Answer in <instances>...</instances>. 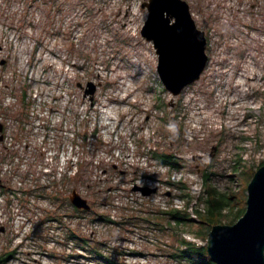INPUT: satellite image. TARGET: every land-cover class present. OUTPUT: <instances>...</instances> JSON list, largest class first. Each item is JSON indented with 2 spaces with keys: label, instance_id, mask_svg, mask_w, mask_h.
<instances>
[{
  "label": "rangeland",
  "instance_id": "obj_1",
  "mask_svg": "<svg viewBox=\"0 0 264 264\" xmlns=\"http://www.w3.org/2000/svg\"><path fill=\"white\" fill-rule=\"evenodd\" d=\"M143 1L0 0V166L12 162L0 167V252L16 250L8 264H104L84 249L67 259L78 253L68 249L66 235L83 236L90 227L91 238L110 240L113 249L100 247L120 264H189L167 254L187 235L206 245L207 235L196 236L204 224L190 213L204 209L200 170H209L219 189H239L243 197V175L231 164L240 156L243 170H256L264 161V0H185L209 42L208 59L199 79L177 96L160 82L153 44L140 33ZM89 81L95 89L84 95ZM146 148L182 159L174 178L181 174L184 187L173 183L182 196L191 176L201 184L192 209L183 207L192 221L151 233L148 242L106 222L90 223L106 213L113 174L140 170ZM129 160L137 164L132 169L123 163ZM52 174L61 176V190L48 182ZM73 189L87 199V212H75ZM50 214L58 220L67 214L69 228L50 231ZM152 216L136 218L143 233L150 234ZM121 244L146 254L120 255Z\"/></svg>",
  "mask_w": 264,
  "mask_h": 264
},
{
  "label": "water",
  "instance_id": "obj_2",
  "mask_svg": "<svg viewBox=\"0 0 264 264\" xmlns=\"http://www.w3.org/2000/svg\"><path fill=\"white\" fill-rule=\"evenodd\" d=\"M141 6L147 9V16L140 33L153 44L161 83L177 96L199 79L206 66L205 32L197 27L185 0H144ZM94 89L87 82L84 95ZM133 189L145 195L155 190L138 185ZM246 191L244 213L232 224L213 225L207 233V252L215 264H264V164L255 170ZM68 197L76 208H90L76 189Z\"/></svg>",
  "mask_w": 264,
  "mask_h": 264
},
{
  "label": "trees",
  "instance_id": "obj_3",
  "mask_svg": "<svg viewBox=\"0 0 264 264\" xmlns=\"http://www.w3.org/2000/svg\"><path fill=\"white\" fill-rule=\"evenodd\" d=\"M25 96H26L25 93H23L22 98L25 99ZM180 124L181 126L179 127V132L181 133L184 130V127L181 121ZM152 155L161 163L169 164L176 168H180L183 166L182 159L178 157L173 151L155 150L152 152ZM241 164H242L241 157L238 156L231 164V166L233 172L242 173L243 175V177L242 176L240 177V181H243L244 183L243 197L241 196V191L239 189L236 191L230 189L228 190L219 189V187L216 186L212 181V177H211L212 173L206 169L200 170L202 175V186H203L200 199L202 200L204 209L202 211L199 210L198 208H195V211L198 218L200 219V223L204 224V227L201 230L200 235H196V236L204 238L213 225L219 223L232 224L244 213L246 208V198H247V194H244V192L247 190V184L250 181L251 177L253 176L255 170L251 168L247 170H243L241 168ZM263 164L264 161L259 166ZM235 174L236 173L230 174V176L234 177ZM237 175H235V177H238ZM176 186L179 188L184 187L181 181L176 183ZM182 193L184 196H186V205H188L192 200V197L184 191ZM74 209L77 210L75 211L76 213L87 212L84 209H79L76 207H74ZM50 217L54 218L55 216L52 214L47 215V218ZM152 217L153 220H151L150 218H146V221L151 222L147 225V227L154 226L161 230H164L165 227H171L172 224H174L175 227L176 226L178 227V225L180 224H184L187 221H192L190 215L186 212V210H182V209L165 210V211L156 210L154 216ZM157 217L158 218L164 217L167 221L158 222V220H156ZM97 218L110 224L111 227H114L116 229L131 230V227L133 226L140 227V225H138V220L136 219L139 218V216L136 215L130 217L128 220L127 219L111 220L106 214H100L99 217ZM172 228H174L173 225ZM110 231L112 235H115L117 232L111 229ZM69 238H75L77 240L76 244H78V247L86 250L90 255L89 257L94 258L96 260H103L107 264H120L119 259L113 256L112 250L108 252H104L100 247L103 246L106 248L109 247L113 249L112 247H110V242H109L110 240L108 241L97 240L94 238H90L86 235L83 236L75 235V233L73 232H69L66 235V239ZM179 243L180 244L173 247L172 251L168 252L167 254V256H169L173 260L186 261L189 264H207V262H210V264H215V262H213L210 259L206 245L196 246L194 242L185 240L183 238L180 239ZM120 247L121 246H119V249L116 250L120 255L122 254L125 255L126 254L125 250H122L123 247L120 249ZM15 251H16L15 249L13 250L5 249L2 252H0V264H8V260L15 255ZM131 253L138 254L140 253V251L132 250ZM74 255L76 254L75 253L68 254L67 257L69 258Z\"/></svg>",
  "mask_w": 264,
  "mask_h": 264
},
{
  "label": "built area",
  "instance_id": "obj_4",
  "mask_svg": "<svg viewBox=\"0 0 264 264\" xmlns=\"http://www.w3.org/2000/svg\"><path fill=\"white\" fill-rule=\"evenodd\" d=\"M27 93V90L25 88V94ZM26 97V96H25ZM24 103L26 105V102L24 100ZM173 115L168 116V118H172ZM167 118V117H166ZM167 118V119H168ZM0 123L3 125V122L0 120ZM169 127L171 128L172 126L169 124ZM174 128V126L172 127ZM11 143V141H9ZM16 143V141H15ZM150 148L147 149L140 155L139 158H141V163L142 165L140 166V170H136L134 168L131 170V172L127 173L129 176H125V173L117 171V175L113 174L112 180H111V186L107 189V194L105 197L107 199L105 200L104 206V211L106 212L105 214L111 219V220H119V219H129L130 217L136 215L140 217H145L150 213H155L156 210H174V209H182L186 210L184 205H186V196H182L180 193V190H178L173 183L179 182V178L181 177V174L177 177L174 178V173L178 172L175 169H179L176 167H173L169 164L161 163L157 159L156 161H152L149 157V152ZM155 151V148H151L150 153ZM16 158V156H15ZM3 166L2 169L10 167V163H7V161L2 162ZM125 166L130 167L131 169L133 166H136L137 164L131 160H129L127 163L124 161L123 162ZM135 163V165H134ZM139 163V162H138ZM7 164V166H6ZM73 168L71 169L72 172H70V177L73 176V174L77 170V163H69ZM180 171V170H179ZM52 177V180H51ZM50 177L48 182H50L52 185L56 184L61 190L60 186V179L61 176L59 175H53ZM199 178L196 176H191L190 177V187H189V193L187 190H184L186 193H188L190 196L192 194H195L196 197L199 196V193L201 192V184L198 186L197 184L199 183ZM45 182V183H48ZM46 187H49L50 185L45 184ZM144 186L147 188H154L155 190L153 192H150L148 195L143 194L139 190H134V186ZM178 201V204H177ZM196 202V199L191 200L190 203L188 204L191 209L193 203ZM150 205V206H148ZM53 207V206H52ZM41 209H45L42 207ZM187 212V211H186ZM189 215H191L195 218L198 217L197 214L192 211V212H187ZM22 213H20L21 215ZM190 215V216H191ZM78 218V217H77ZM61 222H58L56 219L49 220V225H50V231L56 232L59 228L63 227L67 229L69 226L67 224V216L64 215L62 216ZM104 221L100 219H92L90 223H92L94 226H97ZM31 224V222H30ZM33 226V225H32ZM151 230L148 232L150 234L143 233L144 227H131L132 234L135 236V241L136 240H145V241H150L152 240V235L151 233L155 235V233L161 231V229H158L156 227L150 226L149 227ZM91 231L93 232V229L90 227ZM90 231V233H92ZM86 233V236L90 235ZM90 237V236H89ZM183 237V236H182ZM187 239H186V238ZM183 239L190 241L188 238H190L192 241H194L193 236H185ZM157 238V237H156ZM124 239V238H123ZM125 240V239H124ZM69 243L68 249H75L77 252H81L80 248H76V246L73 245V240H68ZM195 242V241H194ZM196 245H199V243L195 242ZM204 244V243H203ZM121 246L124 248L125 252L127 255H131L133 257H138V256H145V252H142L141 250L140 253L138 254H132V250H137V249H131L127 248L124 244ZM125 254V255H126ZM106 264V262H104Z\"/></svg>",
  "mask_w": 264,
  "mask_h": 264
},
{
  "label": "bare ground",
  "instance_id": "obj_5",
  "mask_svg": "<svg viewBox=\"0 0 264 264\" xmlns=\"http://www.w3.org/2000/svg\"><path fill=\"white\" fill-rule=\"evenodd\" d=\"M246 73V72H245ZM250 73H254V72H252V71H250ZM247 76V75H246ZM250 77V76H249ZM255 77V76H254ZM243 93H244V90H243V92H242V90H241V95L240 96H242L243 95ZM171 164V163H170Z\"/></svg>",
  "mask_w": 264,
  "mask_h": 264
}]
</instances>
